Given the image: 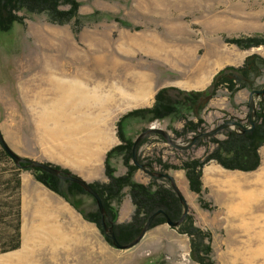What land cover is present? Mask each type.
<instances>
[{
    "label": "rangeland",
    "instance_id": "obj_1",
    "mask_svg": "<svg viewBox=\"0 0 264 264\" xmlns=\"http://www.w3.org/2000/svg\"><path fill=\"white\" fill-rule=\"evenodd\" d=\"M77 1L81 3L79 13L85 17L81 19L82 26L78 31L74 21L60 25L50 22L44 14L21 12V15L26 16L24 24L16 23L9 32H0V66L4 68V63L19 62L21 58L25 61L28 58V71L31 76L45 74L47 102L54 94L53 81L60 80L59 74L63 73L62 63H68L67 71L72 73L75 67L84 62L83 56H87L88 61L90 57L110 54L111 60H119L118 76L121 79L129 69L137 67L135 70L150 75L152 93L148 100L141 101L138 105L116 104L117 106L101 108L97 103L81 98V95L71 92L70 97L61 90V106L66 100L74 101L71 109L62 107V125H66L67 117L73 115L78 121L89 118L94 124L109 126L111 140L103 148L101 159L104 162V174L107 152L120 143L119 124L123 127L126 138L133 142L144 130L157 127L166 130L180 145H187L196 135L214 130L229 121L250 126V92L243 89L231 100L225 87L220 88L218 95L202 111L200 117L204 122L200 124L197 133L191 132L177 137L175 131H182L185 125V120L181 117L149 122L148 119L126 116L135 109L151 107L161 88L205 90L214 76L225 67L242 66L246 58L253 54L264 57V46L245 50L228 42L232 38L243 36H264V0ZM132 41L139 45L131 46ZM15 62L13 67H16ZM26 64L24 67H27ZM113 74L115 73L112 72L109 77ZM103 77L105 80L106 76ZM98 82L97 74L87 80L86 84L92 90L98 86ZM255 85L259 88L256 90L263 89L264 70L263 75L256 78ZM255 101L256 113L259 109V96H256ZM50 112L47 108V119ZM99 114L103 116L101 119L97 117ZM185 117L197 122L192 114H186ZM21 124L22 127L18 128L3 125V138L6 139L10 132L9 138L13 144L18 141L20 152L44 159L45 144L53 137L51 131L56 129L53 127L54 123L47 122L38 128L34 124L33 114L25 112ZM225 133L226 128L212 137L200 139V144H195L187 151L175 149L164 139L153 135L140 147L138 154L180 165L186 160L203 159L206 153L212 152L216 147L211 138L223 140ZM263 148L264 146L259 151ZM13 164L11 160L1 163V168L5 167L6 170L0 171V183L11 179L13 173L10 168ZM47 164L54 166L52 162ZM109 164L115 169L116 177L127 171L121 156L112 157ZM101 167L102 164L94 171ZM262 168L263 164L252 173L254 196L251 206L243 201L237 203V208L229 210L209 202L202 192V199L211 205V209H204L198 202L207 210L206 216L198 219L189 208L188 214L193 216L196 226L212 235L210 258L214 264H264V185L257 182L256 177L262 172ZM24 170L29 174L31 185L39 183L52 191L36 179L31 168ZM65 171H71L72 175L77 176L71 168H66ZM171 171L174 170L167 173L170 175ZM134 180L147 185L151 178L140 169L135 173ZM108 181L105 174L102 180L93 179L89 184ZM126 192L128 194V189ZM58 199L63 204L62 207L69 210L56 208L51 212L52 217H45L47 221L38 225L29 224L30 231L23 245L30 253L25 256L30 259L29 264H199L191 257L190 238L178 232L179 226L173 228L165 223L161 224L164 225L162 227H150L136 246L121 250L109 241L102 223L98 225L86 219L84 214L62 196L59 195ZM74 202L86 214L99 210L95 198L88 192L75 196ZM2 239H8V235L0 230V241Z\"/></svg>",
    "mask_w": 264,
    "mask_h": 264
},
{
    "label": "trees",
    "instance_id": "obj_2",
    "mask_svg": "<svg viewBox=\"0 0 264 264\" xmlns=\"http://www.w3.org/2000/svg\"><path fill=\"white\" fill-rule=\"evenodd\" d=\"M80 7L81 3L77 0H0V32H9L16 23L24 24L26 16L21 15V12L36 15L44 14L50 22L60 25L74 21L78 31L82 26L81 19L85 18L79 13ZM228 42L246 50L264 46V36H243L232 38ZM263 70L264 57L253 54L246 58L242 66H227L220 70L205 90L184 91L176 87L161 88L156 93L154 104L151 107L135 109L128 113L126 117L148 119L149 122L174 116L181 117L185 120V125L182 131H175L176 136L181 137L191 132L197 133L200 124L204 122L200 117L202 111L207 107L209 101L218 95L220 88L225 87L228 90L229 99L231 100L243 89L252 92L259 89L255 85V80L263 75ZM259 98V109L256 111L255 127L252 130L242 132L238 128L236 130L226 128L225 139L216 140L211 138L216 143V147L212 152L206 153L203 159L186 160L180 165L163 161L161 158L145 157L141 154L137 155V164H134V142L126 138L123 127L119 124L118 137L120 143L106 154L105 174L109 181L90 185L98 193L106 212L105 222L108 227L112 228L120 244L133 241L149 217L157 212L161 211L163 214L155 217L151 225L152 228L167 223V218L173 221L178 220L183 213V205L168 178H151L150 183L147 185L134 180V175L137 170H140V165L144 166L147 171L157 173L168 174L169 170L185 171L190 190L199 196V202L204 209H211V205L201 197L203 167L206 164L214 161L225 169L244 172L256 171L260 167L261 156L259 150L264 146V94L260 95ZM186 114L195 116L197 122L189 120L185 117ZM148 141L149 138L145 139L142 145ZM200 143L201 140H198L196 144ZM114 156H121L123 164L127 168L126 173L122 176L116 177L114 175L115 169L109 164L110 159ZM7 160L14 162L0 144V171L6 170L5 167L1 168V163L3 164ZM22 168L28 169L27 167H18L14 162L10 168L13 173L11 179L0 184L13 183L16 186L19 185V175ZM56 168L60 169L59 167ZM31 170L35 173L37 180L71 203L84 214L86 219L101 225V213L98 209L86 214L79 208V204L74 202L75 196L86 193L80 185L61 180L37 168ZM65 184L66 188H64ZM126 189H128V194L135 206V211L130 222L120 224L117 222L118 211L122 200L127 194ZM5 207L6 205L3 204L0 209V220H4L5 217L13 214V207L8 210ZM16 214L18 217L19 212ZM177 229L179 233L186 234L190 238L191 257L194 261L199 264H214L210 258L212 235L209 231L197 227L191 214L187 215ZM16 231V236L0 241V253L19 248V223L16 225ZM107 237L113 245L111 238Z\"/></svg>",
    "mask_w": 264,
    "mask_h": 264
},
{
    "label": "crops",
    "instance_id": "obj_3",
    "mask_svg": "<svg viewBox=\"0 0 264 264\" xmlns=\"http://www.w3.org/2000/svg\"><path fill=\"white\" fill-rule=\"evenodd\" d=\"M28 60V58H25L24 61V58H21L19 62L4 63V68L0 66V132L3 125L9 128L22 127L21 123L24 121L25 112L33 114V121L36 127L40 128L50 122L54 123L53 127L56 129L51 131L53 137L45 144L44 159L20 152L18 141L15 142V145L9 138L10 132L7 133L6 139L4 138L7 146L24 159H32L43 163L52 162L55 167H59L62 170L71 168L73 171L75 170L74 172L77 173V176L87 183H90L93 179L102 180L105 175L103 172L104 162L101 161L103 148L111 140L109 126L106 124H94L92 119L90 120L89 118L78 121L73 115H70L69 118L67 117L66 125H62L60 111L62 107L71 109L74 101L66 102L61 106L60 82L56 80L53 81L52 86L54 94L51 100L47 102L45 74L31 76L28 71ZM14 62L16 67H13ZM24 64L27 67H24ZM3 77H5L4 81ZM47 108L51 111L48 119L46 117ZM2 112H4V115ZM259 152L263 168L262 172L257 174L256 177L257 182L264 185V148ZM101 164L102 167L94 171ZM253 172L255 171L228 170L217 162H209L203 167L202 174V192L205 199L213 202L216 206H224L229 210L234 207L237 208L236 206L243 201L247 206H251L254 196ZM170 173L194 215L198 219L206 216L207 210H204L198 203V195L190 190L185 171L174 170ZM19 176L20 184L17 186L13 183L0 184V209L3 204L6 205V210L13 207V214L0 221V230L4 231L8 238L16 236V225L19 223L20 234L19 248L1 252L0 264H29L30 259L25 258V256H29L30 253L23 246L30 231L29 224L38 225L45 222V217H52L51 212L52 210L55 211L56 208L69 210L62 207L63 204L61 205L58 199L59 195L55 192L46 189L39 183L31 185L29 183V174L23 168ZM134 211L135 206L132 199L129 194H126L119 208L117 222H129ZM17 212H19L18 217ZM49 221L54 222L53 220ZM197 224L199 225L198 221Z\"/></svg>",
    "mask_w": 264,
    "mask_h": 264
},
{
    "label": "water",
    "instance_id": "obj_4",
    "mask_svg": "<svg viewBox=\"0 0 264 264\" xmlns=\"http://www.w3.org/2000/svg\"><path fill=\"white\" fill-rule=\"evenodd\" d=\"M263 94H264V88L261 90H254V91L249 93V96H248V109H249L248 121H249L250 126H248V127L244 126L242 124H239L237 122L229 121V122H226V123L220 125L219 127H217L214 130H211V131H208L205 133H200V134L196 135L191 140V142L187 145L177 144L172 139L170 134L164 129L157 128V127H150L148 129L144 130L136 138V140L134 141V144H133V162H134V164H137V155H138V152L140 150L142 143L145 141V139H147L148 137L153 136V135L161 136L166 141L167 144H169L170 146H172L175 149H178L181 151H187V150L191 149L197 143L198 140L203 139V138H207V137H212V136L218 134L221 130H223L225 128L238 127L242 132L252 130L255 127V114H256L255 113V106H256L255 98H256V96H260ZM0 144L5 149L7 154L14 160V162L16 163V165L18 167H28L31 169H36V168L40 169V170L47 172V173L51 174L52 176L57 177L59 179L74 182V183L80 185L86 192L91 194L95 198L97 205H98V208H99V211L101 213V221H102V226H103L104 232L106 233L107 236H109L111 238L114 246L117 247L118 249L128 250V249H131L134 246H136L143 239V237L146 235L147 231L150 229L155 217L159 214H163L160 211V212H157V213L151 215L149 217V219L147 220V222L145 223L142 230L140 231V233L138 234V236L133 241H131L130 243H127V244H120L117 241L112 228L108 227V225L105 222L106 212H105V208L103 206V203H102L98 193L92 188V186L89 183H87L86 181H84L83 179H81L75 175H72L69 172H65L62 169L56 168L55 166H52V165H49L47 163H43L40 161L32 160V159H24V158L18 156L16 153H14L7 146L1 132H0ZM140 169L144 173H146L150 178H154V179L168 178L170 180L172 188L174 189V191L178 195V197H179V199L183 205V214L181 215V217L178 220H175V221L167 218V224L173 228L181 225L182 222L185 220L187 214L189 213V206H188V203L186 202L185 198L181 194L175 179L172 176H170L169 174L147 171L144 168V166H142V165H140Z\"/></svg>",
    "mask_w": 264,
    "mask_h": 264
},
{
    "label": "bare ground",
    "instance_id": "obj_5",
    "mask_svg": "<svg viewBox=\"0 0 264 264\" xmlns=\"http://www.w3.org/2000/svg\"><path fill=\"white\" fill-rule=\"evenodd\" d=\"M130 45L137 46L139 44L132 41ZM109 55L90 57L88 61L86 60L87 56H83L84 62L79 64L80 66L75 67L72 73H68L67 71V65L69 64L62 63L63 73L61 75L59 74V89L63 90L62 92L64 94L67 93L69 96L71 92L76 93V95H81V98L91 100L90 103H97L101 108L111 107L116 104L138 105L141 101L148 100L153 89L150 75L146 72L135 70L137 67L135 69H129V72L121 79L118 76L119 60H111ZM112 72L115 74L110 78L109 76H111ZM97 74L99 75L98 86L90 90L91 88H89L90 86L88 87L86 81L95 77ZM103 76H106L105 80L102 79L104 78ZM116 77L119 78L117 79ZM97 117L101 119L103 116L99 114Z\"/></svg>",
    "mask_w": 264,
    "mask_h": 264
}]
</instances>
